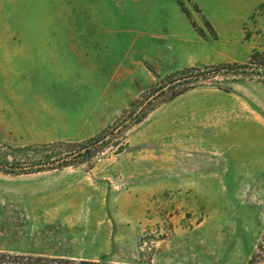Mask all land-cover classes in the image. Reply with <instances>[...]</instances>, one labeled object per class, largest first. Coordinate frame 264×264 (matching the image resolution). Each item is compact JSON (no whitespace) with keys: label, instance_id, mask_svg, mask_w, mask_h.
Segmentation results:
<instances>
[{"label":"rangeland","instance_id":"rangeland-1","mask_svg":"<svg viewBox=\"0 0 264 264\" xmlns=\"http://www.w3.org/2000/svg\"><path fill=\"white\" fill-rule=\"evenodd\" d=\"M249 7L0 0V250L247 264L264 243V11L240 24Z\"/></svg>","mask_w":264,"mask_h":264},{"label":"trees","instance_id":"trees-1","mask_svg":"<svg viewBox=\"0 0 264 264\" xmlns=\"http://www.w3.org/2000/svg\"><path fill=\"white\" fill-rule=\"evenodd\" d=\"M0 264H109L103 261L74 260L41 254H18L0 250ZM247 264H264V243H259Z\"/></svg>","mask_w":264,"mask_h":264},{"label":"crops","instance_id":"crops-1","mask_svg":"<svg viewBox=\"0 0 264 264\" xmlns=\"http://www.w3.org/2000/svg\"><path fill=\"white\" fill-rule=\"evenodd\" d=\"M250 1V7H249V11L247 12L246 16L241 20L240 24L241 23H244L247 21V19L249 18V16L255 12L259 7H263V11H264V0H249ZM243 7V5L241 4H236L234 5V9L232 8V11L233 12L234 10L236 11V8H240V6ZM238 11L236 13H241L240 11H245L246 9H237ZM230 12V13H231Z\"/></svg>","mask_w":264,"mask_h":264}]
</instances>
